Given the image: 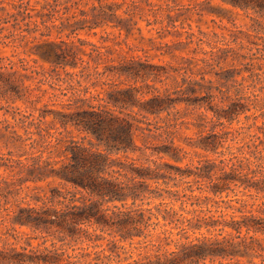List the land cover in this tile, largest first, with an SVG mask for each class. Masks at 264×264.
Here are the masks:
<instances>
[{
  "label": "trees",
  "instance_id": "1",
  "mask_svg": "<svg viewBox=\"0 0 264 264\" xmlns=\"http://www.w3.org/2000/svg\"><path fill=\"white\" fill-rule=\"evenodd\" d=\"M38 1L40 20H32L28 1L0 0L1 29L11 17L13 26L24 23L22 31L44 29L24 51L40 69L24 57L0 63V91L32 107L14 111L13 122L0 119V143L20 151L0 152V225L10 235L26 227L51 244L4 243L0 264H264V138L253 134L244 144L225 146L227 136L214 129L252 107L260 113L247 128L255 125L258 115L264 117L261 94L232 97L220 88L217 99L207 92L200 106L212 117L198 114L200 121L192 123L201 129L198 138L183 135L172 109L193 103L182 95L194 91L190 80L160 91L147 80L160 78L165 67L121 48L141 31L136 15L142 0ZM223 1L264 15V0ZM108 27L123 40L101 46L79 35ZM54 28L67 38H51ZM31 78L35 86L25 84ZM45 82L52 103L38 106L48 92ZM162 113L161 123L147 118ZM208 122L210 130L202 133ZM57 123L80 136L54 130ZM189 148L213 156L182 164Z\"/></svg>",
  "mask_w": 264,
  "mask_h": 264
},
{
  "label": "rangeland",
  "instance_id": "2",
  "mask_svg": "<svg viewBox=\"0 0 264 264\" xmlns=\"http://www.w3.org/2000/svg\"><path fill=\"white\" fill-rule=\"evenodd\" d=\"M26 1L29 7L33 8L31 10L32 20H40L35 15L42 8V1ZM148 2H150L149 5L142 0L141 8L137 10L139 14L136 16L141 31L136 30L126 39V42L122 41L123 34L119 35L117 30L110 27L105 30L98 28L96 34L80 32L79 35L101 46H109L114 41L120 40L122 41L121 48L127 55L141 57L142 60H147L152 64L164 66L167 72L163 73L160 78L152 79L151 77L147 80L150 85L157 87L156 89L160 91L164 88L175 90L180 85H185L183 77L186 78L185 83L190 80L189 84L192 85L190 89L194 91L187 90L182 95L191 99L193 103H180L172 109L175 112L174 116L179 117L180 122L183 121L180 124V131L183 135L198 138L201 129L192 123L200 121L199 113L204 114L207 119L212 117V112L200 106L205 104L207 92L216 93L217 99L222 96L220 88L228 89L232 97L239 93L247 95L255 92L260 93L264 98V15L260 16L251 10L243 11L223 0H148ZM7 11L12 13L15 10L7 5ZM139 15L142 16L139 17ZM9 19L10 22L5 23L3 29L0 28V63H6L9 60L17 61L20 57H24L30 65L40 69V64L33 61L34 55H27L24 51L34 37L41 38L40 31L44 29L40 27L37 31L28 33L22 31L25 27L23 22L13 26L12 23H15V20L12 17ZM33 26L34 24L30 25V27ZM105 35H108L106 40H104ZM49 36L57 39L67 38L65 32H59L55 28ZM236 55L243 56L237 57ZM43 66L53 73L52 68H49L46 63ZM25 84L35 86L37 78L25 79ZM42 88L48 89V92L38 106L52 103L49 97L52 91L49 83H43ZM91 92L96 93L97 91L91 88ZM65 99L66 97L62 95L58 98V100ZM20 110L29 113L32 107L28 102L22 99L14 100L0 91V119L13 122L12 113ZM38 112L35 110L34 115L36 116ZM259 113V109L252 107L249 111L241 113L232 123L226 122L223 126L216 125L214 129L227 136L225 146L244 144L253 134L264 138L262 129L258 127L264 126L262 115H258L255 125L247 128L254 121L252 114ZM246 114L250 117H246ZM165 116L166 113H162L160 116L147 115V118L152 122L161 123ZM50 119L51 117H47V124H50ZM211 126L212 122H208L202 133L210 130ZM53 127L57 131L63 130L58 123ZM237 130L242 132L234 136L238 134ZM22 131L21 128L20 132ZM68 134L75 137L80 136V133L72 127H69L67 131L63 130V135ZM55 135L60 136L58 132ZM141 140L139 137L138 142L141 143ZM9 149L13 150L14 155L20 153L16 148L5 147L0 143V152L7 153ZM189 151L188 158H185L182 164L194 165L199 157L213 156L200 148H189ZM130 156L138 157V154H130ZM24 194V192L21 193L20 197ZM219 204L221 207L225 205L224 203ZM208 205L215 207L212 202ZM6 228L0 225V245L6 243L19 246L27 245L29 242L31 246L43 248L51 244L50 240L43 243V238L31 237L37 233L26 227H17L15 231H11V235L6 232ZM99 243H102V246L106 245L105 240H100ZM125 246L128 248L127 243ZM69 250L71 251V248ZM125 254L128 255L129 252Z\"/></svg>",
  "mask_w": 264,
  "mask_h": 264
}]
</instances>
